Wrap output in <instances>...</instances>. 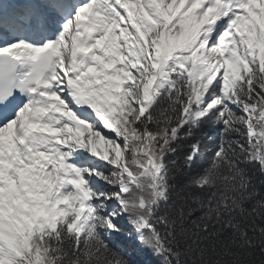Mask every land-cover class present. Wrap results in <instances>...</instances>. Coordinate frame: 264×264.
Here are the masks:
<instances>
[{"label":"snow or ice","instance_id":"1","mask_svg":"<svg viewBox=\"0 0 264 264\" xmlns=\"http://www.w3.org/2000/svg\"><path fill=\"white\" fill-rule=\"evenodd\" d=\"M134 255L264 264V0H0V264Z\"/></svg>","mask_w":264,"mask_h":264},{"label":"trees","instance_id":"2","mask_svg":"<svg viewBox=\"0 0 264 264\" xmlns=\"http://www.w3.org/2000/svg\"><path fill=\"white\" fill-rule=\"evenodd\" d=\"M208 156L210 157L211 153H209ZM119 239L122 240V241L124 240L123 237H120ZM124 243L127 244V241H124ZM133 259H135L137 261V264H141V262L143 261V259H145V257L142 256V255H134Z\"/></svg>","mask_w":264,"mask_h":264}]
</instances>
